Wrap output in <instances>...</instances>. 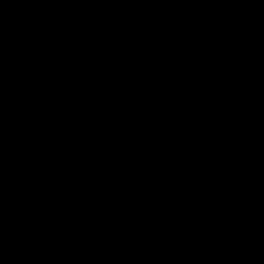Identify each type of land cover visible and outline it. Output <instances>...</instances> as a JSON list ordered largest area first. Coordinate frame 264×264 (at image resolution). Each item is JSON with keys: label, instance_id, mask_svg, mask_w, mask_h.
Listing matches in <instances>:
<instances>
[{"label": "snow or ice", "instance_id": "6c2138e0", "mask_svg": "<svg viewBox=\"0 0 264 264\" xmlns=\"http://www.w3.org/2000/svg\"><path fill=\"white\" fill-rule=\"evenodd\" d=\"M69 2L264 49L254 11L200 7L264 0ZM149 111L54 81L9 78L0 61V252L27 257L12 264L85 252L128 264H264V251L212 239L229 227L264 234V192L259 202L256 193L264 151L208 134L205 122L142 115ZM51 195L65 199L54 204Z\"/></svg>", "mask_w": 264, "mask_h": 264}, {"label": "trees", "instance_id": "16d2710c", "mask_svg": "<svg viewBox=\"0 0 264 264\" xmlns=\"http://www.w3.org/2000/svg\"><path fill=\"white\" fill-rule=\"evenodd\" d=\"M200 7L221 14L228 10L232 16L264 11L263 3L259 2ZM117 17L95 6L69 0H3L0 7L2 67L9 78L23 74L149 108V112L142 114L148 118L176 115L182 117L176 122L178 124H185L188 120L205 122L210 127L203 129L204 132L230 136L234 140L239 119L231 100L207 97L200 88V81L206 73L205 57L216 47L210 36L142 19L141 26L134 33V42L117 49L107 59L105 52L110 30ZM235 44V52L224 59L220 70L247 83L260 78L262 73L255 67V60L264 49ZM114 107L124 108L122 105ZM256 186L261 193L264 192V178H258ZM49 198L54 204L65 199L63 195ZM70 202L75 207L76 200ZM85 209L91 211L87 202ZM101 211L114 214L112 209L102 208ZM127 218L121 215V219ZM32 239L36 237L33 235ZM212 239L227 243L229 247L235 244L246 252L264 251V240L258 241L256 235L249 237L241 229L238 233L227 229L214 234ZM19 259L27 257L16 258L11 253L0 252V264H12ZM49 261L53 264H128L124 259L114 261L109 256L89 255L87 252L83 256L44 258L41 264H49Z\"/></svg>", "mask_w": 264, "mask_h": 264}, {"label": "rangeland", "instance_id": "374dc122", "mask_svg": "<svg viewBox=\"0 0 264 264\" xmlns=\"http://www.w3.org/2000/svg\"><path fill=\"white\" fill-rule=\"evenodd\" d=\"M264 7V3H263ZM230 15L229 11L224 12ZM257 21H264V11L258 10ZM142 19L130 16L118 15L116 23L110 30V37L106 48V58L110 59L119 48L130 46L135 40V31L141 26ZM216 47L211 54L205 57V75L201 79L200 88L207 97L219 96L224 100H231V105L236 110L239 124L234 140L241 143L254 144L258 151H264V52L255 60L262 76L257 80L247 83L242 78L229 75L221 71L224 59L235 52V42L224 36H210ZM257 199L259 201L261 190L256 186ZM238 233L239 228L233 230ZM256 239L264 240V234L259 227ZM17 258V257H16Z\"/></svg>", "mask_w": 264, "mask_h": 264}]
</instances>
